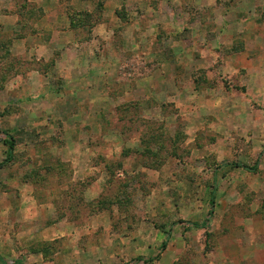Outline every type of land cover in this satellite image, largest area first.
I'll use <instances>...</instances> for the list:
<instances>
[{"label": "rangeland", "instance_id": "374dc122", "mask_svg": "<svg viewBox=\"0 0 264 264\" xmlns=\"http://www.w3.org/2000/svg\"><path fill=\"white\" fill-rule=\"evenodd\" d=\"M145 4L133 13L146 20L149 50L120 49L135 20L125 7L113 38L121 73L110 61L107 90L52 100L49 118L47 105L31 112L26 90L7 93L39 63L15 56L24 33L0 26V131L16 144L1 166L0 136V257L9 264H264V73L247 78V46L236 38L240 24L254 36L264 27V0ZM2 13L25 23L38 15L25 0H0ZM209 218L205 230L188 226Z\"/></svg>", "mask_w": 264, "mask_h": 264}, {"label": "crops", "instance_id": "0c3cea01", "mask_svg": "<svg viewBox=\"0 0 264 264\" xmlns=\"http://www.w3.org/2000/svg\"><path fill=\"white\" fill-rule=\"evenodd\" d=\"M145 3L146 0H25V5L35 6L38 12L37 17L30 22L25 23L20 13L0 14V26L5 32L24 33L13 47V54L17 57L30 56L39 63L38 68L27 73L25 77H16L9 85L7 93L11 85L12 91L26 90L21 99H25V104L30 103L32 107L34 104L38 105L31 112L36 114L43 110V105H47L45 113L49 118L50 114L57 112L52 100L61 99V105L68 95L77 97L83 94L90 97L93 91L98 95L101 88L107 90V81L112 80L108 71L112 60L119 65L118 73L124 67V62L117 56V50L123 48L128 54L149 50L148 39L152 34L146 36V20L135 19L137 14L133 13L138 8L143 11ZM125 7L133 13L135 20L123 25L126 27L123 31V47L120 46L119 49L113 45V38L117 28H120L119 11L125 10ZM88 16L100 19L102 17V20L94 25L89 20L81 21L82 17L87 19ZM244 24H240L241 34L236 36L242 38L247 46L241 56V68L247 72V78L260 81L264 73L261 66L264 56L259 48L262 50L264 47V27L254 36L251 27ZM81 34H86V37L82 38ZM230 38L234 39L233 36ZM232 60L234 62L235 58H228L229 65L233 64ZM156 64L160 65L161 75L162 62ZM165 65L168 64L165 62ZM157 73L147 79L158 78ZM135 89L133 88V92Z\"/></svg>", "mask_w": 264, "mask_h": 264}, {"label": "trees", "instance_id": "16d2710c", "mask_svg": "<svg viewBox=\"0 0 264 264\" xmlns=\"http://www.w3.org/2000/svg\"><path fill=\"white\" fill-rule=\"evenodd\" d=\"M88 21L89 22H92V25L96 24L97 22H99L100 20H98L97 18L95 17H89L87 19H85V17H82L81 18V21ZM1 135H5L6 136V140L4 141L5 145L8 147V150H7V157H6V160L4 161V163L1 165V166H4V165H7L9 164L12 160H13V157H14V153H15V140L7 135V134H3L1 131H0V136ZM231 167H234V168H242L244 170H247V171H250V172H256L257 171V167L254 168V169H248L246 168L245 166H242V165H230ZM221 169V168H220ZM219 170V169H218ZM218 173V171L216 172ZM216 193H217V189H216V180H215V183H214V186H213V192L211 194V200H210V205H211V208H212V211L210 212V218L212 217L213 215V209H214V206L216 204ZM210 218L209 220H206L203 224H194V223H190L188 224V226L194 228V229H207L208 225H209V222H210ZM169 237L168 236V239L163 243L162 245V251H164L166 248H167V245H168V241H169ZM154 261V259H151V260H148V261H144V264H150ZM0 264H9L7 261H5L3 258L0 257ZM12 264H20V263H12Z\"/></svg>", "mask_w": 264, "mask_h": 264}]
</instances>
